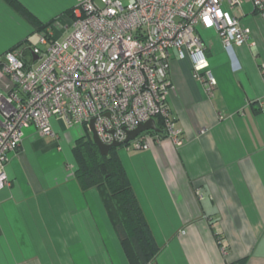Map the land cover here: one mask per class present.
I'll list each match as a JSON object with an SVG mask.
<instances>
[{
	"label": "crops",
	"instance_id": "0c3cea01",
	"mask_svg": "<svg viewBox=\"0 0 264 264\" xmlns=\"http://www.w3.org/2000/svg\"><path fill=\"white\" fill-rule=\"evenodd\" d=\"M19 1L56 27L75 6ZM233 15L250 29L244 46L224 49L213 31H203L217 80L210 94L194 80L190 60H170L166 105L183 144L162 137L146 151L117 154L160 247L153 264H264V19L252 0ZM33 34L0 0L1 91L11 87L4 55L23 50L25 57ZM51 125L57 138L30 127L9 155L0 264H128L98 192L83 191L74 177L73 133L60 118Z\"/></svg>",
	"mask_w": 264,
	"mask_h": 264
},
{
	"label": "built area",
	"instance_id": "2783aa9c",
	"mask_svg": "<svg viewBox=\"0 0 264 264\" xmlns=\"http://www.w3.org/2000/svg\"><path fill=\"white\" fill-rule=\"evenodd\" d=\"M252 1L264 19V2ZM244 2L75 0L73 18L65 24L73 32L65 40L40 32L38 44L29 48L31 60L23 50L7 52L3 72L11 87L0 90V192L8 186L5 168L21 146L24 130L34 127L41 136L57 138L53 118L89 133L93 121L100 143L109 146L159 117L163 136L181 146V132L166 105L173 90L170 60H190L194 80L210 94L217 80L201 33L213 31L224 49L247 44L250 29L233 15ZM161 138L144 132L123 146L146 151Z\"/></svg>",
	"mask_w": 264,
	"mask_h": 264
},
{
	"label": "trees",
	"instance_id": "16d2710c",
	"mask_svg": "<svg viewBox=\"0 0 264 264\" xmlns=\"http://www.w3.org/2000/svg\"><path fill=\"white\" fill-rule=\"evenodd\" d=\"M22 18L34 33L47 32L52 23H43L19 0H1ZM66 15L72 19L73 10ZM12 51V50H11ZM156 126L163 136V120L156 117ZM151 133V132H150ZM125 147V146H124ZM76 169L74 177L83 191L95 189L108 216L128 264H153L159 252L158 246L136 196L126 177L116 149L107 157L99 154L85 129L71 149Z\"/></svg>",
	"mask_w": 264,
	"mask_h": 264
},
{
	"label": "rangeland",
	"instance_id": "374dc122",
	"mask_svg": "<svg viewBox=\"0 0 264 264\" xmlns=\"http://www.w3.org/2000/svg\"><path fill=\"white\" fill-rule=\"evenodd\" d=\"M46 1H51V0H46ZM123 2H127L129 0H122ZM53 21H50L49 23H52ZM67 25H59V27L54 26V24L50 26V28L47 31H50L51 34L53 35V37L57 40V41H63L65 40L72 32H73V27L70 26V28H68V30L65 29ZM204 32H202V40H204ZM38 44V38L36 37L35 34L32 35V39L29 42V44L27 46H25V57L28 60H31V52L29 50V48H32L34 46H36ZM85 131V128L81 125L79 126H74L71 127L70 129H68V132L73 133L74 135V139H77L80 135H83ZM75 142V141H74ZM129 151L126 147L121 146L119 148L116 149L117 154L119 155V157L123 158L124 154ZM132 151V150H130ZM72 156V155H71ZM72 162L74 163L73 157H72ZM75 164V163H74ZM76 169V165H74V172Z\"/></svg>",
	"mask_w": 264,
	"mask_h": 264
},
{
	"label": "water",
	"instance_id": "95a60500",
	"mask_svg": "<svg viewBox=\"0 0 264 264\" xmlns=\"http://www.w3.org/2000/svg\"><path fill=\"white\" fill-rule=\"evenodd\" d=\"M90 134H91V140L93 144L97 147L99 154L103 157H107L111 150L117 149L124 144H127L128 142L134 140L137 136H139L141 133L144 132H154V133H160L161 131L157 128L156 123L153 119L149 120L148 122L139 125L135 130L126 132V138L122 143H113L109 146H104L100 143L94 128H93V121L90 122L89 126Z\"/></svg>",
	"mask_w": 264,
	"mask_h": 264
}]
</instances>
